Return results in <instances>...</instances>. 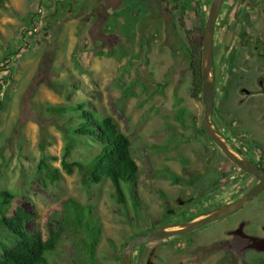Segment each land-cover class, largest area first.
Listing matches in <instances>:
<instances>
[{"label":"rangeland","instance_id":"1","mask_svg":"<svg viewBox=\"0 0 264 264\" xmlns=\"http://www.w3.org/2000/svg\"><path fill=\"white\" fill-rule=\"evenodd\" d=\"M212 1L0 0V190L12 192L15 205L33 213L30 227L45 239L51 225L61 220L67 199L90 207L102 230L92 259L81 242L85 231L65 229L51 264H122L124 243L181 218L168 212L180 193L177 178L187 186L190 173L215 170L214 165L207 169L202 158L210 143L200 130L204 103L192 96L197 83L189 52L200 41ZM235 22L237 31L260 51L264 0L223 3L214 30L211 120L223 129L237 121V135L264 146L263 104L258 96L239 103L242 87L260 90L256 79L263 74L264 58H256L253 44L246 48L231 42L226 48ZM82 100L112 116L130 138L143 175L139 216L130 205L126 212L120 209L110 181L86 188L78 169L68 174L62 168L72 121L47 108ZM180 108L190 115L183 121L176 117ZM73 142L70 161H87L96 152L80 137ZM43 156L56 158L49 159L62 172L56 183L37 168ZM206 180L196 187L205 188ZM184 212L189 217L197 213L196 207ZM186 238L136 247L132 264H146L152 250L154 264H192L190 258L204 249L195 244L177 251L178 241Z\"/></svg>","mask_w":264,"mask_h":264},{"label":"trees","instance_id":"2","mask_svg":"<svg viewBox=\"0 0 264 264\" xmlns=\"http://www.w3.org/2000/svg\"><path fill=\"white\" fill-rule=\"evenodd\" d=\"M203 34L204 31L195 49L189 50L191 68L197 83L192 96L198 99H202ZM47 111L60 117L68 116L72 121L68 130L71 134L68 131L66 133L67 142L61 159L63 170L72 174L78 169L86 188L105 180L110 181L112 196L120 209L126 212L130 205L137 216L142 214L144 203L139 198L138 182L143 175L133 155L130 138L120 130L114 118L91 108L87 100L71 105H52ZM186 116L190 115H186V110L180 108L176 117L183 121ZM77 137L86 140L85 144L96 150L87 161L69 160L75 148L73 139ZM50 158L56 159L43 156L37 168L45 173L51 183H56L62 178V172L59 167L52 166ZM15 198L16 195L9 190H0V264H51V257L59 249L67 228L85 231L86 238H82L81 242L87 248V255L92 259L95 257L102 230L98 221L92 218L90 207L73 199L65 200L61 220H57V225H51L50 236L45 239L37 229L30 227L33 213L22 204L15 205Z\"/></svg>","mask_w":264,"mask_h":264},{"label":"flooded vegetation","instance_id":"3","mask_svg":"<svg viewBox=\"0 0 264 264\" xmlns=\"http://www.w3.org/2000/svg\"><path fill=\"white\" fill-rule=\"evenodd\" d=\"M234 33L232 43L230 42L232 46L238 43L247 48L249 44H253L256 49V58H264V45L261 46L262 49L259 51V46L255 42L249 43V40L244 39L242 32L235 29ZM228 47L229 45H226V48ZM228 51L230 52L231 49ZM262 73L256 79V85L260 89L259 91L246 87L240 89L244 93V96L239 99L240 104L246 102L249 97L258 96L259 102L263 104L262 109H264V69H262ZM236 122L233 121L232 125H224L226 128L223 129L222 125L220 126L212 120L216 130L237 156L256 163L260 168L264 169V146L255 140L243 139L237 135V129L233 128ZM200 130L202 134L208 137L210 143V145L206 144L204 146L202 158L206 160L207 169H210L209 167L214 165L215 170L211 173L209 171L190 173L189 181L191 185L187 186L180 184L183 178L178 177L177 184L180 186V189H178L180 193L171 200L175 208L168 209V212L182 219L179 218V220L174 222H167L155 226L147 232L160 226L179 224L198 219L210 211L242 198L250 189L259 183V179L255 175L242 169L225 155L221 148L204 131L203 126ZM185 173L187 174L188 172ZM201 179H207L206 182L208 183L205 188L198 189L196 184H199ZM215 192L217 194L213 198L211 195ZM187 207L191 210L196 207V215L189 217L187 212H184ZM183 236H188V238H186L185 242L178 241L177 251L186 246L192 247L195 244L204 249L201 253L196 252V255L190 258L192 264H264V251H258L253 248L255 241L264 239V187L255 197L245 202L236 211L213 222H209L191 232L170 238ZM154 251L152 250L149 254V258L152 256V260L156 256ZM149 258L146 260V264Z\"/></svg>","mask_w":264,"mask_h":264},{"label":"water","instance_id":"4","mask_svg":"<svg viewBox=\"0 0 264 264\" xmlns=\"http://www.w3.org/2000/svg\"><path fill=\"white\" fill-rule=\"evenodd\" d=\"M225 0H213L208 17L204 27L203 34V46H202V101L204 103V111L202 117V126L204 131L209 137L218 145L221 150L227 155V157L235 164L246 170L250 174L255 175L259 179V183L250 189L242 198L229 203L216 210L208 212L206 215L184 223L164 225L155 228L149 232L141 233L127 241L123 245L121 253L122 264H132L131 251L138 246L157 241L160 239H166L173 236L185 234L191 232L209 222L220 219L244 205L245 202L255 197L264 187V169L260 168L258 164L248 161L247 159L237 156L227 145L220 133L214 127L211 116L215 109V88L214 81L211 78L214 69V30L216 21L222 9ZM237 27L235 22L226 39V45L228 46L234 37V32ZM244 92V90H243ZM171 212V211H170ZM253 248L258 251H264V239L254 242ZM153 255V254H152ZM152 257V256H151ZM149 258L147 264H153V260Z\"/></svg>","mask_w":264,"mask_h":264}]
</instances>
